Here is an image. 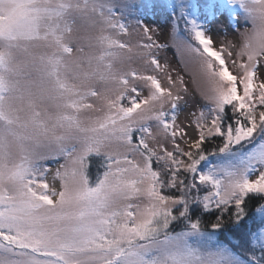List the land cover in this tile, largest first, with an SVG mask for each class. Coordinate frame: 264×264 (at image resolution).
Masks as SVG:
<instances>
[{
  "label": "snow or ice",
  "instance_id": "snow-or-ice-1",
  "mask_svg": "<svg viewBox=\"0 0 264 264\" xmlns=\"http://www.w3.org/2000/svg\"><path fill=\"white\" fill-rule=\"evenodd\" d=\"M0 264H264V0H0Z\"/></svg>",
  "mask_w": 264,
  "mask_h": 264
},
{
  "label": "rangeland",
  "instance_id": "rangeland-1",
  "mask_svg": "<svg viewBox=\"0 0 264 264\" xmlns=\"http://www.w3.org/2000/svg\"><path fill=\"white\" fill-rule=\"evenodd\" d=\"M193 2L196 3H204L206 2V0H193ZM152 20L155 21V23L157 25H159V27L161 29H166L167 28V21L165 19V17L161 14H157L156 16L150 17ZM208 27L211 29V36L212 38L217 41V43L219 44L220 42H228L229 40L233 39V36L231 34L229 35H225L223 30L218 31L217 27L215 25V23H209ZM174 56V50H168L165 53L161 54V59L163 60L164 58H168L169 60H171V58ZM197 100H199V97H197ZM201 103H203V101H200ZM197 105L193 104L191 101H189V105L184 106V110L180 113V120L184 121L186 117L189 116V113L191 111L196 110Z\"/></svg>",
  "mask_w": 264,
  "mask_h": 264
}]
</instances>
